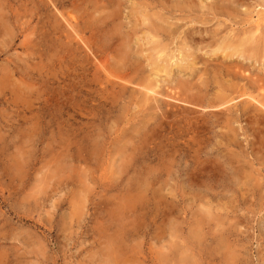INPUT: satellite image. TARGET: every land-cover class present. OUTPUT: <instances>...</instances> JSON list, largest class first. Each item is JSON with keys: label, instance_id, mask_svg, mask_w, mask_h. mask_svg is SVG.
Listing matches in <instances>:
<instances>
[{"label": "rangeland", "instance_id": "1", "mask_svg": "<svg viewBox=\"0 0 264 264\" xmlns=\"http://www.w3.org/2000/svg\"><path fill=\"white\" fill-rule=\"evenodd\" d=\"M263 106L264 0H0V264H264Z\"/></svg>", "mask_w": 264, "mask_h": 264}, {"label": "bare ground", "instance_id": "2", "mask_svg": "<svg viewBox=\"0 0 264 264\" xmlns=\"http://www.w3.org/2000/svg\"><path fill=\"white\" fill-rule=\"evenodd\" d=\"M76 17V16H75ZM259 22V21H258ZM75 25V24H74ZM258 28H259V26H258ZM257 28V29H258ZM259 30V29H258ZM258 30H256L257 32H259ZM156 31V30H155ZM150 38V37H149ZM157 42V41H156ZM157 48V47H156ZM164 50V49H163ZM157 54V53H156ZM155 54V55H156ZM159 58H161V57H159ZM156 60V59H155ZM169 60V59H168ZM186 66V65H185ZM164 68V67H163ZM116 73V72H115ZM168 74V73H167ZM110 75V74H109ZM137 75V74H136ZM113 77V76H112ZM115 78V77H114ZM123 80V79H122ZM127 80V79H126ZM127 82V81H126ZM183 93V92H182ZM149 95V94H148ZM222 95V94H221ZM249 95V94H248ZM190 96V95H189ZM233 96V95H232ZM218 97V96H217ZM243 97V96H242ZM184 98V97H183ZM245 98V97H244ZM252 98V97H251ZM191 99H193V98H191ZM244 100V99H243ZM189 101V100H188ZM193 101V100H192ZM197 101V100H196ZM238 101V100H237ZM215 103V102H214ZM259 103V102H258ZM195 104V103H194ZM197 105H199V104H197ZM201 105V104H200ZM215 105V104H214ZM217 105V104H216ZM260 105V104H259ZM209 106H211V104L209 105ZM264 107V106H263ZM207 109V108H206Z\"/></svg>", "mask_w": 264, "mask_h": 264}]
</instances>
